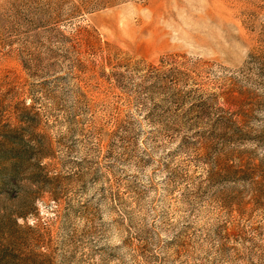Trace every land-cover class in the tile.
Here are the masks:
<instances>
[{
    "label": "rangeland",
    "instance_id": "1",
    "mask_svg": "<svg viewBox=\"0 0 264 264\" xmlns=\"http://www.w3.org/2000/svg\"><path fill=\"white\" fill-rule=\"evenodd\" d=\"M0 264H264V0H0Z\"/></svg>",
    "mask_w": 264,
    "mask_h": 264
}]
</instances>
